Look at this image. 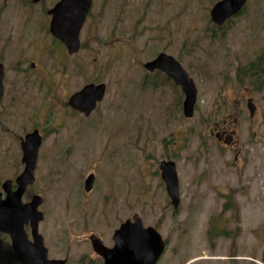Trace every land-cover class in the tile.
Returning a JSON list of instances; mask_svg holds the SVG:
<instances>
[{"label":"rangeland","instance_id":"obj_1","mask_svg":"<svg viewBox=\"0 0 264 264\" xmlns=\"http://www.w3.org/2000/svg\"><path fill=\"white\" fill-rule=\"evenodd\" d=\"M56 1L0 0L6 66L0 191L24 168L20 138L41 128L37 181L23 200L44 197L40 232L49 257L89 264L87 237L138 214L168 241L160 264L200 255L203 260L191 264H264V89L235 77L240 64L264 56V0H249L213 37L216 0H93L75 58L61 56L63 49L43 30L50 22L43 7ZM16 20L18 27H10ZM160 52L176 57L194 79V117L183 115L181 88L144 68ZM90 81L107 89L86 117L67 102ZM248 97L257 105L254 117ZM219 128L229 131L233 144L216 138ZM163 160L177 164V210L161 178ZM90 173L104 184L77 205L80 178L83 193ZM228 199L234 208L224 211ZM213 226L227 235L210 239ZM9 247L0 235V264H16Z\"/></svg>","mask_w":264,"mask_h":264},{"label":"water","instance_id":"obj_2","mask_svg":"<svg viewBox=\"0 0 264 264\" xmlns=\"http://www.w3.org/2000/svg\"><path fill=\"white\" fill-rule=\"evenodd\" d=\"M247 0H221L212 8L211 16L214 22L223 24L229 17L235 15ZM91 6V0H61L51 11L53 21L51 31L68 46L69 51L75 52L80 48L79 34L85 20L86 12ZM148 69L159 68L165 71L185 93L184 113L192 117L197 102V87L188 72L174 57L161 53L145 65ZM4 67L0 63V97L4 93ZM105 93V84L86 85L81 91L70 98V104L76 109L89 114ZM247 106L250 115H254L256 106L249 98ZM41 138L38 132L27 135L23 142L24 162L23 173L17 178L18 188L13 190L12 181L4 183L6 197L0 194V231L11 236L12 244L18 253L22 264H64V260L49 259L48 250L43 237L38 233V224L43 219V213L38 207L42 198L35 196L31 202L24 203L22 196L26 187L35 181L34 171ZM162 177L174 206L180 203L179 179L174 162L161 163ZM94 175L86 180V189H91ZM31 223L34 242L28 238L25 225ZM94 247L105 259L106 264H155L164 250L165 243L160 233L153 227H144L141 218L134 215V221L128 220L116 230V244L113 249L105 247L102 242L92 236Z\"/></svg>","mask_w":264,"mask_h":264},{"label":"flooded vegetation","instance_id":"obj_3","mask_svg":"<svg viewBox=\"0 0 264 264\" xmlns=\"http://www.w3.org/2000/svg\"><path fill=\"white\" fill-rule=\"evenodd\" d=\"M33 1V3L34 4H38V3H45V0H32ZM50 9V8H49ZM49 9H47V8H45V7H43V10L47 13V15L50 17V22H48V19H47V22L49 23H47L46 25H45V27L43 28V30L44 31H46L47 30V32H48V34L51 36V38L53 39V43L54 44H56L57 46H59V47H61L62 49H63V52L61 53V56H64L65 55V52H67V54H69L70 56H72V55H74V58L76 57V54L77 53H73V54H71V53H69L68 52V50H67V48H66V45H65V43L61 40V39H58L57 37H55L52 33H51V31H50V27H51V25H52V21H53V15L50 13V10ZM45 13V14H46ZM18 21L16 20V21H14V23L12 22V24H11V26L10 27H18ZM46 29V30H45ZM17 41H18V39H17ZM84 45V43L81 41V48H82V46ZM50 52H52V51H50ZM79 52V51H78ZM1 55V54H0ZM4 55V54H3ZM60 56V57H61ZM3 60L5 59V58H2ZM37 62V63H36ZM63 63V62H62ZM39 66L38 65V61H33L32 62V67H35V66ZM155 71V70H154ZM153 71V72H154ZM155 73H157V74H159V73H162V71H160V70H156L155 71ZM91 82H94V81H90V82H87V83H91ZM86 83V84H87ZM94 83H96V82H94ZM4 97V96H3ZM2 97V98H3ZM1 99V98H0ZM67 105H69V103L67 102ZM70 106V105H69ZM71 107V106H70ZM72 108V107H71ZM73 110H74V112H76V113H81V114H83L84 116H86V117H89L90 115V113L93 111H91L89 114H86L84 111H82V110H76V109H74V108H72ZM94 112V111H93ZM92 114V113H91ZM222 134H229V131L227 130V129H223V131H222ZM21 139V142H20V147H21V150H22V139H23V137H21L20 138ZM70 146V145H69ZM50 147H52V145H50ZM69 152H66V155L68 154ZM68 156V155H67ZM238 159V158H237ZM104 183H101V184H98L97 183V180H95V182H94V186L91 188V189H89V190H87L86 189V184H85V182H84V191H83V193H81V178H80V184H79V189H78V192L80 193V197H79V199L78 198H76V202H75V204H77V205H81V204H83L84 203V201L85 200H89L90 199V196H91V194L93 193V192H95V189H96V186H98V185H100V186H102ZM92 198L94 199V196H92ZM73 204H74V202H72ZM128 219V218H127ZM126 219V220H127ZM124 222V221H123ZM123 222H121V224L123 223ZM121 224H120V226H121ZM119 226V227H120ZM119 227H117L116 229H118ZM116 229H113V230H109V231H106V232H103V233H101V232H99V233H92V234H90L88 237H87V239L89 240V243H90V250H91V254H90V258H89V264H106L105 263V259L96 251V249H95V247H94V244H93V242L90 240V236H92V235H96L101 241H102V243L107 247V248H109V249H113L114 248V246H115V244H116V240H115V232H116ZM159 264V263H158Z\"/></svg>","mask_w":264,"mask_h":264},{"label":"trees","instance_id":"obj_4","mask_svg":"<svg viewBox=\"0 0 264 264\" xmlns=\"http://www.w3.org/2000/svg\"><path fill=\"white\" fill-rule=\"evenodd\" d=\"M226 26H218L216 24L212 27L211 36H215L217 30H223ZM235 77L237 82L240 85H244L245 83L250 84L253 89L260 91L264 89V56L259 55L256 59L248 61L247 63L240 64L237 67ZM198 108V107H197ZM232 201L228 199V201L224 204V211L234 208L231 205ZM227 231L219 230L216 227H211L209 230V238L213 239V237L217 235H227Z\"/></svg>","mask_w":264,"mask_h":264}]
</instances>
